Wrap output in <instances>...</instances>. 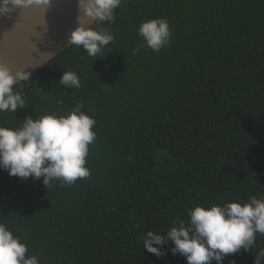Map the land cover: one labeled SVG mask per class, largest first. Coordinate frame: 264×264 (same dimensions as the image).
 I'll return each instance as SVG.
<instances>
[{
    "label": "trees",
    "instance_id": "16d2710c",
    "mask_svg": "<svg viewBox=\"0 0 264 264\" xmlns=\"http://www.w3.org/2000/svg\"><path fill=\"white\" fill-rule=\"evenodd\" d=\"M157 18L172 35L154 52L138 30ZM92 28L114 36L102 57L70 46L14 86L24 108L0 113L15 129L79 106L96 121L90 175L47 189L0 168V223L39 264H187L171 242L146 251V233L187 224L196 206L264 198V0H121ZM68 71L79 88L59 82ZM261 250L257 233L223 264H254Z\"/></svg>",
    "mask_w": 264,
    "mask_h": 264
},
{
    "label": "clouds",
    "instance_id": "9594fccd",
    "mask_svg": "<svg viewBox=\"0 0 264 264\" xmlns=\"http://www.w3.org/2000/svg\"><path fill=\"white\" fill-rule=\"evenodd\" d=\"M13 6L43 5L50 0H10ZM83 15L78 16V27L69 35V44L82 47L90 57L99 55L114 36L103 28L92 25L112 22L114 11L121 0H78ZM9 0L0 2V14L11 11ZM91 21V23H89ZM139 35L147 47L159 52L171 38L167 19L145 21L139 26ZM139 47L134 49V53ZM104 56V55H103ZM30 72L19 70L12 74L0 64V113H16L27 104L14 85L29 80ZM66 87H80L75 72H63L59 81ZM21 127L12 129L0 126V168L9 175L21 179H39L47 187L53 180L72 184L90 175L86 165L88 146L95 140L92 130L96 121L80 111L78 106L66 116L44 115L32 119L26 117ZM189 221H180L166 234L148 231L143 247L156 256L163 255L162 247L169 242L173 255L179 253L187 264H223L228 255L243 249L252 250L257 233L264 234V198L251 197L247 203L229 202L211 207L196 206L188 210ZM159 246V247H158ZM27 246L2 223H0V264H39L35 256H27ZM264 250L255 254L254 264H261ZM234 264V261L232 262Z\"/></svg>",
    "mask_w": 264,
    "mask_h": 264
},
{
    "label": "water",
    "instance_id": "95a60500",
    "mask_svg": "<svg viewBox=\"0 0 264 264\" xmlns=\"http://www.w3.org/2000/svg\"><path fill=\"white\" fill-rule=\"evenodd\" d=\"M8 7L11 11L0 14V64L30 77L71 46L68 37L83 15L78 0H50L48 7L13 6L9 0Z\"/></svg>",
    "mask_w": 264,
    "mask_h": 264
}]
</instances>
